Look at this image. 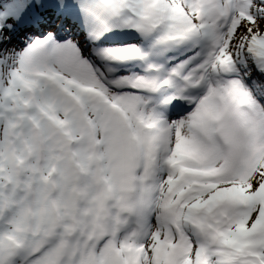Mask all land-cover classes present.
<instances>
[{
  "label": "snow or ice",
  "instance_id": "snow-or-ice-1",
  "mask_svg": "<svg viewBox=\"0 0 264 264\" xmlns=\"http://www.w3.org/2000/svg\"><path fill=\"white\" fill-rule=\"evenodd\" d=\"M0 264H264V0H0Z\"/></svg>",
  "mask_w": 264,
  "mask_h": 264
}]
</instances>
